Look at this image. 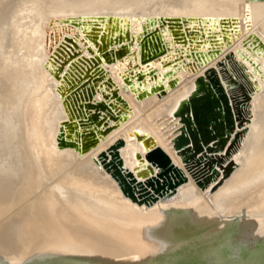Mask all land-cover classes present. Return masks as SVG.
Returning <instances> with one entry per match:
<instances>
[{"label":"bare ground","instance_id":"obj_1","mask_svg":"<svg viewBox=\"0 0 264 264\" xmlns=\"http://www.w3.org/2000/svg\"><path fill=\"white\" fill-rule=\"evenodd\" d=\"M96 16L240 20L238 36L230 37V46L223 45L208 67L233 53L252 71L243 56L251 53L242 44L254 35L264 45V0H0V264H264V81L258 74L246 131L232 149L231 138L221 153L219 177L206 190L173 148L181 124L171 118L176 102L206 68L196 75L180 71L178 86L165 96L136 101L123 89L117 69L104 66L129 106L126 121L107 120L100 128L107 134L83 154L58 148L59 124L66 117L54 92L57 83L45 68V30L53 20L58 38L52 52L69 37L89 58L77 31L60 23ZM188 26L197 28V22ZM165 40L172 57L175 48ZM253 56L264 63V54ZM157 72L160 79L164 71L157 66ZM101 100L96 94L94 103ZM136 136L150 137L186 175L173 201L149 203L141 189L132 202L98 165L123 140L125 165L147 168Z\"/></svg>","mask_w":264,"mask_h":264},{"label":"water","instance_id":"obj_2","mask_svg":"<svg viewBox=\"0 0 264 264\" xmlns=\"http://www.w3.org/2000/svg\"><path fill=\"white\" fill-rule=\"evenodd\" d=\"M64 20L60 24L69 25L77 31L89 58L77 51L75 40L69 37H65L52 52L50 44L52 41L57 43L58 35L51 29L53 20L49 21L44 42L50 56L45 68L57 83L54 92L66 117L59 124L56 137L58 148H71L83 154L107 134L100 131V128L108 126L107 120L115 124L126 121L129 106L119 96L117 86L104 66L117 69L123 89H127L136 101L152 95L165 96L178 86L177 73L180 71L196 75L200 69L206 68L171 112V118H178L181 124L179 134L172 141L173 148L182 163L191 166L190 175L195 184L206 190L219 177L221 153L229 146L233 136L235 139L230 148L238 144L249 124V105L253 93L259 89L256 74L264 81V63L259 65L253 61V54H264L261 41L253 35L242 44V48L251 53V56H243L252 71L242 61L236 60L233 53L208 67L222 55L223 45L230 46V37L238 36L240 20L163 16L141 19L96 16ZM203 20L211 22L202 27ZM189 22H197V28H190ZM165 36L175 48L172 57ZM134 44L138 50V62ZM181 49L187 52L183 55ZM238 52L242 54L241 50ZM129 57L134 63L129 61ZM157 66L164 71L160 79L157 77ZM53 67L55 70H52ZM98 93L102 100L94 103ZM136 139L144 151L143 160L147 168L137 165L130 170L125 165L121 157L123 140L119 141V147L112 156L104 154L98 165L117 184L123 197L132 202L134 197L141 196V189L145 194L143 200L149 198V201L146 200L149 203L173 201L186 175L150 137L136 136ZM215 150L218 151L216 158L208 155ZM135 159L141 160L140 153H135ZM154 170L157 172L155 175L151 174ZM230 172L228 169L225 177Z\"/></svg>","mask_w":264,"mask_h":264}]
</instances>
